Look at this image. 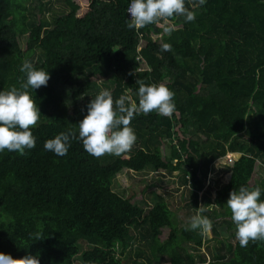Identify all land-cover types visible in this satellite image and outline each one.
Returning <instances> with one entry per match:
<instances>
[{
    "label": "trees",
    "instance_id": "1",
    "mask_svg": "<svg viewBox=\"0 0 264 264\" xmlns=\"http://www.w3.org/2000/svg\"><path fill=\"white\" fill-rule=\"evenodd\" d=\"M129 2L0 0V90L20 87L25 60L50 73L47 86L29 89L41 113L36 146L0 152V252L40 264H264V242L240 247L225 205L242 185L264 187L254 176L264 169V0H186L196 18L170 21L171 33L163 21L128 29ZM137 80L166 84L176 111L134 114L130 151L96 158L77 140L63 157L44 150L60 132L78 133L102 89L138 104ZM215 162L229 166L218 189ZM124 169L182 174L211 230L186 231L165 201L146 207L136 192L121 196L113 183Z\"/></svg>",
    "mask_w": 264,
    "mask_h": 264
},
{
    "label": "clouds",
    "instance_id": "2",
    "mask_svg": "<svg viewBox=\"0 0 264 264\" xmlns=\"http://www.w3.org/2000/svg\"><path fill=\"white\" fill-rule=\"evenodd\" d=\"M206 0H200L204 5ZM130 18L125 23L128 29L139 31L152 25L167 24L164 31L171 33L176 25L170 21L182 17L185 23L195 20V13L186 6V0H130L126 9ZM170 45H161L162 51L169 50ZM24 79L19 88L0 90V152H18L25 154L36 146L33 127L41 116L39 107L29 89L47 86L49 71L37 69L25 60L19 67ZM138 104H126L130 98L121 96L113 99L110 90H100L87 104V114L78 123V133L71 129L60 132L54 138L44 142L43 148L54 155H67L72 141L82 143L83 149L90 155L100 158L104 155L120 156L134 146L137 137L130 126L134 114H148L155 111L161 116H171L176 111L175 92L166 84H145L137 80ZM264 187L242 185L229 193L226 207L230 210L231 220L235 225V239L240 247H247L250 242H264ZM194 215L188 218L186 231L199 230L202 234L212 228L211 220L202 215L203 207L196 208ZM37 239L39 236L37 234ZM0 264H40L38 256L26 255L13 259L11 254L0 252Z\"/></svg>",
    "mask_w": 264,
    "mask_h": 264
},
{
    "label": "rangeland",
    "instance_id": "3",
    "mask_svg": "<svg viewBox=\"0 0 264 264\" xmlns=\"http://www.w3.org/2000/svg\"><path fill=\"white\" fill-rule=\"evenodd\" d=\"M153 39L158 40L157 35H153ZM20 43L22 47H25V39L21 38ZM102 86V85H101ZM169 141L165 142L163 146L164 153H169L168 144ZM231 157V155H228ZM213 170L210 175V186L213 185L214 189L221 188L224 183L220 180L224 178L229 171V166L224 165L222 162H215L213 164ZM182 174L178 172L170 174L164 171H154L147 169L142 172H133L132 170L124 169L115 178L113 183V189L118 192L121 196L127 197L130 193L136 192L138 199L146 203V207H152L158 200L165 201L171 208V211L175 213L180 226L186 225L188 218L196 213V210L192 206L190 201V192L188 188L182 182ZM255 179L258 181L264 176V169L258 167L255 172ZM208 185V184H207ZM202 196V194L200 195ZM222 234V237H227L222 227H218ZM169 231L164 229L162 239L168 236ZM204 236V233H203ZM232 241H235L232 239ZM136 241H133L135 244ZM206 244L203 245L200 253L204 256L209 257L208 249ZM133 245V244H131ZM136 245H139L138 241ZM133 247V246H132ZM130 249V248H129ZM126 251L122 259H127L130 251ZM118 257V256H117Z\"/></svg>",
    "mask_w": 264,
    "mask_h": 264
}]
</instances>
